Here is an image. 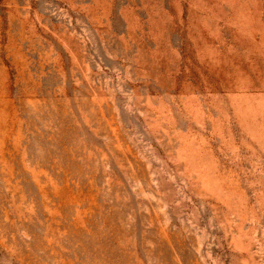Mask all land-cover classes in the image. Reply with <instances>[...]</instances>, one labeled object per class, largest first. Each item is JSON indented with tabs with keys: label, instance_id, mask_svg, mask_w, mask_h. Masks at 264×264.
<instances>
[{
	"label": "rangeland",
	"instance_id": "rangeland-1",
	"mask_svg": "<svg viewBox=\"0 0 264 264\" xmlns=\"http://www.w3.org/2000/svg\"><path fill=\"white\" fill-rule=\"evenodd\" d=\"M0 264H264V0H0Z\"/></svg>",
	"mask_w": 264,
	"mask_h": 264
}]
</instances>
